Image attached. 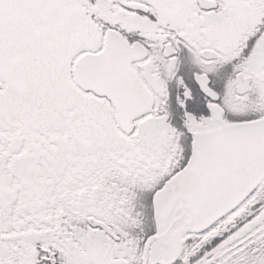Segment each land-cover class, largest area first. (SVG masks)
I'll return each instance as SVG.
<instances>
[{
	"label": "snow or ice",
	"instance_id": "snow-or-ice-1",
	"mask_svg": "<svg viewBox=\"0 0 264 264\" xmlns=\"http://www.w3.org/2000/svg\"><path fill=\"white\" fill-rule=\"evenodd\" d=\"M0 264H264V0H0Z\"/></svg>",
	"mask_w": 264,
	"mask_h": 264
}]
</instances>
